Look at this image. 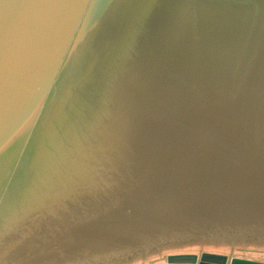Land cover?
<instances>
[{
    "label": "water",
    "instance_id": "1",
    "mask_svg": "<svg viewBox=\"0 0 264 264\" xmlns=\"http://www.w3.org/2000/svg\"><path fill=\"white\" fill-rule=\"evenodd\" d=\"M0 264H264V0H0Z\"/></svg>",
    "mask_w": 264,
    "mask_h": 264
}]
</instances>
